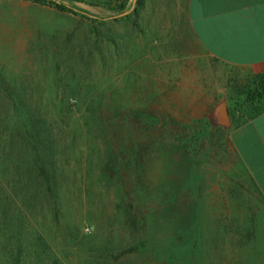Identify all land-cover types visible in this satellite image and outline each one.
Returning <instances> with one entry per match:
<instances>
[{
  "label": "rangeland",
  "instance_id": "rangeland-1",
  "mask_svg": "<svg viewBox=\"0 0 264 264\" xmlns=\"http://www.w3.org/2000/svg\"><path fill=\"white\" fill-rule=\"evenodd\" d=\"M57 1L77 12L47 1L0 0V191H19L15 207L4 197L8 218L22 208L59 264H264V204H248L240 219V181L248 191L252 186L232 127H220L212 142L188 144L183 129L168 124L177 119L205 129L201 121L212 104L207 73L218 63L203 52L197 61L181 59L172 42L147 53L142 29L151 8L138 10L139 0ZM120 4L123 13L115 9ZM5 92H21L20 112ZM93 93L113 137L119 170L113 175L99 163L109 146L106 133L94 140L87 133L103 126L86 124ZM27 110L51 147L38 145L43 161L35 162L31 134L24 132ZM40 165L54 187L31 199L26 187L46 184L37 176ZM172 184L181 203L197 205L191 240L152 212L169 200ZM11 247L0 237V264L13 258Z\"/></svg>",
  "mask_w": 264,
  "mask_h": 264
},
{
  "label": "crops",
  "instance_id": "crops-1",
  "mask_svg": "<svg viewBox=\"0 0 264 264\" xmlns=\"http://www.w3.org/2000/svg\"><path fill=\"white\" fill-rule=\"evenodd\" d=\"M149 3L144 1L151 10L142 29L150 46H146L147 53L172 42L181 59L197 61L203 52L218 63L207 73L210 107L226 99L229 110L232 102L236 111L237 118L231 116L233 146L252 186L248 191L240 181V219H245L248 204H264V101L249 96L256 89V77L264 73V0ZM244 235L240 229V245Z\"/></svg>",
  "mask_w": 264,
  "mask_h": 264
},
{
  "label": "trees",
  "instance_id": "trees-1",
  "mask_svg": "<svg viewBox=\"0 0 264 264\" xmlns=\"http://www.w3.org/2000/svg\"><path fill=\"white\" fill-rule=\"evenodd\" d=\"M36 1H47L53 5H55L59 10L61 11H69L76 13L77 9L74 7L57 0H36ZM144 4L143 0H139L137 3V7L139 10V7ZM119 13H123L126 9L125 4H120L118 7H115ZM137 11V10H136ZM129 16V14H128ZM256 83V89L249 91L250 98L257 97L260 101H264V73L260 74L255 79ZM5 94L12 98V100L15 102V108L20 112L21 110V92L19 94H14L12 92H5ZM92 94V98L94 101V107H92V111L89 115H87V122L86 124L94 123L97 124L98 122L102 124L101 115L99 113L100 106L96 104L97 97ZM28 115L22 119V122L24 123V132L30 133L29 135V141L33 144L35 153L37 154L35 158V162L40 159L44 160L46 156L41 154V150L38 145H41L42 147L45 146V149H48L50 145L46 142V134L41 133L40 131H35V122L34 120L36 117H34L33 112L31 110H27ZM141 116H145V113H140ZM153 116V114H151ZM154 124L157 126L160 122L159 116H154ZM182 120L178 121L177 119H173V121H169L168 124L172 126H179L183 129L184 133L187 135H184L186 137V141L188 144H197L200 143V140H204L205 144L207 142H212V139L214 135L219 133L220 127H213L209 119H205L201 121V124H205L204 128H194L189 127L188 124L181 122ZM103 126L100 127L101 130L92 129L91 127H88V132L90 134V137L94 140L93 135L99 136V134L106 133L107 135V142L109 143V146H106V152L104 155V159L99 158V163L105 168V171H107L109 174L118 173V165L116 164V154L114 150V146L111 145V141L113 137H110V130L108 128L107 124H102ZM113 125V123H112ZM26 126V127H25ZM45 132V131H44ZM207 132V134H206ZM190 136V137H189ZM201 137V138H199ZM187 149V143L186 147ZM191 163L192 160L189 159V162H184V166H182V169L186 173L185 176V182H187L190 179L191 174ZM44 164V163H43ZM41 166V167H40ZM40 172L37 176L42 177L46 184H44L41 187H37L36 184H31L33 182H30L31 186L29 188L26 187L25 193L26 196L33 199L36 191L44 190L45 194L51 193L53 190V185L51 183V176L50 172H48V168L46 165H40ZM171 177L175 176L173 170L171 171ZM27 176V175H26ZM28 177H30L29 180L35 177L34 172L31 171L30 174H28ZM44 187V188H43ZM177 188V189H176ZM4 195L0 191V237L4 238V240L9 243L12 247L11 252H13V258L8 261V264H59L58 258L52 259L50 248L47 247L46 241L43 239L41 234L37 229H35L33 226H31L24 215V210L22 208H19V213L15 214L13 213L12 216L15 217H9V213L11 211V207L7 205L6 200H4L5 196H9L11 198V204L12 207H15L14 202L19 203V191H17L16 188H3ZM160 194H165L167 196L168 192H160ZM179 196V188L178 186L172 184L171 186V192L169 193V200H166V198H162L160 202L157 203V207L155 210L152 211L154 215L156 214V219L161 218V216H165V218H168V221L170 222L173 232L178 233V235L181 237L185 236V238H189L190 240L194 238V236L197 234L196 231V211H197V205L195 202H188V203H181L178 199ZM6 199V198H5ZM9 200V199H8ZM10 201V200H9ZM13 211L16 210V208L12 209ZM12 211V212H13ZM16 215H19L16 217ZM33 233V234H32ZM177 236V235H176ZM179 236L177 238L179 239ZM7 260V259H6ZM7 262V261H6Z\"/></svg>",
  "mask_w": 264,
  "mask_h": 264
},
{
  "label": "water",
  "instance_id": "water-1",
  "mask_svg": "<svg viewBox=\"0 0 264 264\" xmlns=\"http://www.w3.org/2000/svg\"><path fill=\"white\" fill-rule=\"evenodd\" d=\"M208 118L213 127H223L229 129L232 125V118L227 100L223 99L217 103L210 111Z\"/></svg>",
  "mask_w": 264,
  "mask_h": 264
},
{
  "label": "flooded vegetation",
  "instance_id": "flooded-vegetation-1",
  "mask_svg": "<svg viewBox=\"0 0 264 264\" xmlns=\"http://www.w3.org/2000/svg\"><path fill=\"white\" fill-rule=\"evenodd\" d=\"M230 115L232 116V114H231V110H230Z\"/></svg>",
  "mask_w": 264,
  "mask_h": 264
}]
</instances>
